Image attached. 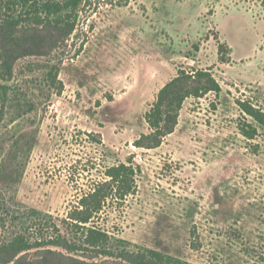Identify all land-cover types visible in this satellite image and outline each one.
I'll use <instances>...</instances> for the list:
<instances>
[{
    "label": "rangeland",
    "instance_id": "1",
    "mask_svg": "<svg viewBox=\"0 0 264 264\" xmlns=\"http://www.w3.org/2000/svg\"><path fill=\"white\" fill-rule=\"evenodd\" d=\"M64 1L0 0V246L23 236L33 264H132L144 249L264 264V130L244 138L237 105L264 111V0H83L56 23L44 6ZM181 67L211 68L220 94L187 99L160 147L136 148ZM128 162L136 190L94 219L110 239L90 247L69 214Z\"/></svg>",
    "mask_w": 264,
    "mask_h": 264
},
{
    "label": "trees",
    "instance_id": "2",
    "mask_svg": "<svg viewBox=\"0 0 264 264\" xmlns=\"http://www.w3.org/2000/svg\"><path fill=\"white\" fill-rule=\"evenodd\" d=\"M83 0H65L63 4H52L44 6L47 12L56 14V23L64 24L68 16L59 15L63 10L76 12ZM68 22V21H67ZM9 23L17 25L18 21ZM74 30L70 24L69 31ZM217 41L218 61L221 64L229 62V48ZM195 52L198 45L193 46ZM22 52V50H21ZM22 54V53H21ZM221 86L212 74V69H190L179 68L175 77L168 81L157 93L148 110L144 113L143 119L147 125L148 132L141 134L133 143L136 148L152 150L160 147L163 139L171 135L178 125L181 110L185 101L189 98L202 99L210 93L218 96ZM241 118L238 121V129L241 135L247 140H254L258 135V129L264 130V111L250 102L237 101ZM137 170L131 165L119 164L107 168L105 179L94 185L93 189L82 195L77 206L69 214V219L75 227L85 229L84 242L90 247H98L107 242L110 237L94 224V219L99 216L108 204L123 202L127 197L133 195L136 190L135 177ZM120 241V240H119ZM121 242V241H120ZM37 245L43 243L36 242ZM48 245L62 247L63 238L60 235L48 240ZM122 243V242H121ZM30 241L19 236L12 243L0 246V264H7L14 261V264H33L23 261L19 254L32 249ZM47 254H52L49 250ZM123 257V256H122ZM125 260L132 264H186L170 256L162 255L153 250L144 249L135 255H127Z\"/></svg>",
    "mask_w": 264,
    "mask_h": 264
}]
</instances>
